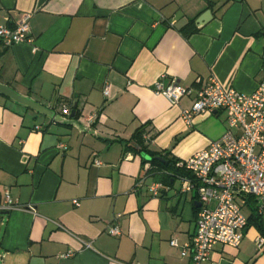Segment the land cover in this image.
I'll return each mask as SVG.
<instances>
[{
    "label": "crops",
    "instance_id": "obj_1",
    "mask_svg": "<svg viewBox=\"0 0 264 264\" xmlns=\"http://www.w3.org/2000/svg\"><path fill=\"white\" fill-rule=\"evenodd\" d=\"M24 14L31 42L0 40V83L74 113L94 135L0 95V202L8 193L33 207L1 216L0 264H194L181 246L196 232L197 191L143 162L151 152L191 157L223 135L228 113L188 124L181 114L194 94L170 104L154 82L164 75L197 90L214 76L253 92L264 79V0H0L1 25ZM192 23L197 31L185 35ZM143 124L141 147L133 135ZM152 182L163 185L157 197ZM261 236L251 223L238 247L218 243L203 264H264Z\"/></svg>",
    "mask_w": 264,
    "mask_h": 264
},
{
    "label": "built area",
    "instance_id": "obj_2",
    "mask_svg": "<svg viewBox=\"0 0 264 264\" xmlns=\"http://www.w3.org/2000/svg\"><path fill=\"white\" fill-rule=\"evenodd\" d=\"M29 18V14H24L13 26L0 24V40L6 45L31 42ZM164 78L162 75L154 82V92L163 95L170 104L178 103L185 95L194 94L193 104L181 114L188 124L198 114L217 110L228 113V128L220 138L191 157L176 162V167L189 172V176L167 171L182 179L187 184L185 189L197 191L200 208L196 232L189 242L181 246V255L191 254L194 264H203L210 259L216 244L239 246L248 219L243 206L249 199L255 200L257 212L264 214V79L253 92L243 93L234 88H224L214 76L197 90L174 80L165 84ZM104 94H107V89H104ZM61 114L69 115L70 107L63 104ZM149 166L150 163L145 164L147 169ZM162 187V183L152 182L149 191L157 197ZM212 200L216 204L210 208ZM73 203L79 204L76 199ZM17 209L33 210V207L19 205L6 193L0 202V226L3 223L1 216ZM109 234L119 235V227L113 224ZM256 242L259 248L264 246V236ZM169 243L172 247H180L175 237ZM72 254L70 251L63 257ZM4 256L0 253V260Z\"/></svg>",
    "mask_w": 264,
    "mask_h": 264
},
{
    "label": "water",
    "instance_id": "obj_3",
    "mask_svg": "<svg viewBox=\"0 0 264 264\" xmlns=\"http://www.w3.org/2000/svg\"><path fill=\"white\" fill-rule=\"evenodd\" d=\"M211 18V11L207 10L204 12L198 19L196 20V23L198 25H202L207 20ZM0 95H3L11 100H13L16 103H19L27 108L33 109L37 111L38 113H41L43 115H46L50 117L51 119L54 120L55 123L61 124V125H66V126H73L75 127L79 132L82 133H90L94 135V132L92 130H89L87 127L82 126L74 116V113H71L69 118H65L59 114H56V112L48 107H45L44 105L38 103L37 101H34L33 99L24 96L17 91H15L13 88L10 86L0 83ZM159 161H163V156H156L155 157ZM199 206V203H198Z\"/></svg>",
    "mask_w": 264,
    "mask_h": 264
},
{
    "label": "trees",
    "instance_id": "obj_4",
    "mask_svg": "<svg viewBox=\"0 0 264 264\" xmlns=\"http://www.w3.org/2000/svg\"><path fill=\"white\" fill-rule=\"evenodd\" d=\"M196 31H197V28L192 23L191 26L188 25L187 28L183 30V33L185 35H190ZM76 115H78V113H76ZM145 126L146 124L141 125L139 128H137V130L135 131L133 135V140L136 142V144H138L141 147L143 146L142 136L144 133ZM150 154L152 156L151 159L143 162V164H146L148 162L150 163L149 169H147L148 172H153V171L154 173L161 172L167 178L174 177L172 174H168L167 171H172L173 173L175 172V174L178 173L181 175H186L187 172H185L183 169L177 168L175 165L176 162L179 161V159H175L174 157H169L168 154H163L162 155L163 161H159L155 158L156 157L155 152H151ZM251 200L252 199H249L248 201H251ZM260 216L261 215L257 212V208L255 209L253 206H251L250 214L247 219V226L250 225L251 223L256 224L259 227V229L261 228V231L264 232V230H262L261 224L259 223Z\"/></svg>",
    "mask_w": 264,
    "mask_h": 264
},
{
    "label": "rangeland",
    "instance_id": "obj_5",
    "mask_svg": "<svg viewBox=\"0 0 264 264\" xmlns=\"http://www.w3.org/2000/svg\"><path fill=\"white\" fill-rule=\"evenodd\" d=\"M145 158H147V157H145Z\"/></svg>",
    "mask_w": 264,
    "mask_h": 264
}]
</instances>
